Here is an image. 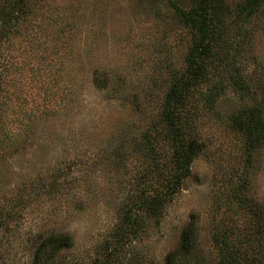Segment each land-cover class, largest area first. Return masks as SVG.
<instances>
[{
  "label": "rangeland",
  "instance_id": "1",
  "mask_svg": "<svg viewBox=\"0 0 264 264\" xmlns=\"http://www.w3.org/2000/svg\"><path fill=\"white\" fill-rule=\"evenodd\" d=\"M8 1L0 0V264H34L41 244L60 235L72 243L52 264H167L192 228L201 264H222L219 229L232 228L233 248L263 239L264 145L250 149L234 121L252 100L228 89L188 117L184 132L202 143L189 177L158 213L135 210L137 236L112 248L144 189L164 190L179 173L162 120L198 37L186 16L195 0H27L24 15L6 21ZM237 2L228 0V23ZM255 25L237 63L264 87V16Z\"/></svg>",
  "mask_w": 264,
  "mask_h": 264
},
{
  "label": "trees",
  "instance_id": "2",
  "mask_svg": "<svg viewBox=\"0 0 264 264\" xmlns=\"http://www.w3.org/2000/svg\"><path fill=\"white\" fill-rule=\"evenodd\" d=\"M27 3V0H9L6 4L4 3L1 15L6 21L20 18L19 16H23L25 9L28 8ZM236 4L240 7V11L239 14L234 15L230 23L227 22L231 16L228 0H195L191 10L186 14L190 20L193 19L192 24L197 29L198 37L188 53L185 71L173 83L167 95L162 120L165 129L168 130V138L172 142L173 158L179 173L175 180L168 182L164 190L144 189L140 200L134 202L126 214L127 220L125 219L117 230L118 241L112 246L115 250L120 249L135 235L137 236L139 222L133 212L148 208L158 213L168 199L178 191L183 180L191 174V165L194 158L201 152L202 143L193 134L186 135L184 127L189 121V115L191 116L194 107L200 101L205 100L209 107H213L212 104H216L217 99L228 89L242 95L244 99L250 98L251 104L238 111L234 121L247 131L249 140L252 141L250 149L260 146L257 145L258 143H261V146L264 145V87L257 84L252 77L245 76L243 69L237 63L240 58H246L247 48L249 52L252 49L251 45L256 32L255 22L264 16V0H243ZM232 23H235L234 27ZM251 24L252 28L248 29L247 27ZM233 35L236 38L235 41L230 39ZM229 48L233 49V53L226 55L225 50ZM215 58L217 65L214 70L217 72L213 74L210 64ZM206 84L208 92H204ZM261 96L263 98H260ZM245 201L243 198L240 199L241 204ZM130 223L131 226L127 229L125 225ZM259 228L261 229V225ZM232 232V228L229 230L221 228L214 235L213 240L219 248L221 263L264 264V236L263 239L255 240L254 243L247 239L245 248L239 249L231 246L229 240ZM71 241L70 235L48 238L39 247L34 264H52L55 254L71 246ZM185 242H187L186 246L168 254L167 264H201L194 251L193 228L186 232ZM192 258L195 263L190 262Z\"/></svg>",
  "mask_w": 264,
  "mask_h": 264
}]
</instances>
